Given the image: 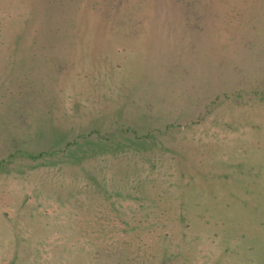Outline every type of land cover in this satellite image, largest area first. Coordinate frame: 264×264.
Returning a JSON list of instances; mask_svg holds the SVG:
<instances>
[{
    "label": "rangeland",
    "instance_id": "374dc122",
    "mask_svg": "<svg viewBox=\"0 0 264 264\" xmlns=\"http://www.w3.org/2000/svg\"><path fill=\"white\" fill-rule=\"evenodd\" d=\"M0 264H264V0H0Z\"/></svg>",
    "mask_w": 264,
    "mask_h": 264
}]
</instances>
